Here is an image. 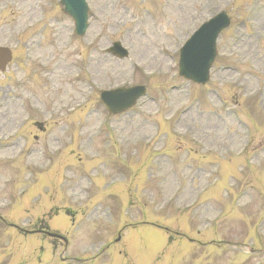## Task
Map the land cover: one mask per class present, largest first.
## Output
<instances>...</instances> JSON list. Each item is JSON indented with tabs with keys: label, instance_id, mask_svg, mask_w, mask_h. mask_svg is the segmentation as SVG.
Here are the masks:
<instances>
[{
	"label": "rangeland",
	"instance_id": "obj_1",
	"mask_svg": "<svg viewBox=\"0 0 264 264\" xmlns=\"http://www.w3.org/2000/svg\"><path fill=\"white\" fill-rule=\"evenodd\" d=\"M89 4L90 26L77 37L59 0H0V45L13 50L0 76L6 264H59L62 242L50 250L7 224L31 229L47 218L51 230L68 233L69 256L90 258L120 235L114 255L94 264H264V0ZM220 10L232 22L211 79L189 82L177 72L179 49ZM117 40L127 59L107 52ZM124 83L146 84L153 100L110 115L100 91ZM22 117L29 120L20 126ZM55 188L59 207L48 197ZM147 219L163 231L139 224Z\"/></svg>",
	"mask_w": 264,
	"mask_h": 264
},
{
	"label": "water",
	"instance_id": "obj_2",
	"mask_svg": "<svg viewBox=\"0 0 264 264\" xmlns=\"http://www.w3.org/2000/svg\"><path fill=\"white\" fill-rule=\"evenodd\" d=\"M2 56L0 55V60H1ZM110 99V98H109Z\"/></svg>",
	"mask_w": 264,
	"mask_h": 264
}]
</instances>
